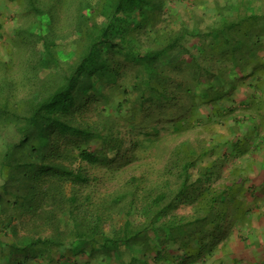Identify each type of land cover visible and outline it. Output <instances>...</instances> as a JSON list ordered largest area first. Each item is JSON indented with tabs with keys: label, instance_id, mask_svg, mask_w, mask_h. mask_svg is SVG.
<instances>
[{
	"label": "trees",
	"instance_id": "16d2710c",
	"mask_svg": "<svg viewBox=\"0 0 264 264\" xmlns=\"http://www.w3.org/2000/svg\"><path fill=\"white\" fill-rule=\"evenodd\" d=\"M92 2L81 1L80 37L63 51L75 52L73 61H60L56 37L33 33L40 46L33 77L41 87L20 95L10 82L0 84V127L14 125L19 135L6 142L0 161V264L40 255L56 264L61 249L94 258L114 248L130 250L131 264H148V252L166 251L154 245L161 238L212 252L208 230L222 227L236 201V182L213 184L220 163L200 139L179 142L163 165L146 166L112 192L95 197L81 185L91 180L85 165L111 167L125 157L124 133L157 134L163 120L198 115L208 103L211 117H230L247 77L255 94H264V75H255L264 70V0H227L226 12L218 0V19L206 29L160 28L163 0H99L96 9ZM193 120L200 122L185 124ZM173 125L175 133L184 128ZM195 169L199 177L191 181ZM181 203L193 205L194 216L178 214Z\"/></svg>",
	"mask_w": 264,
	"mask_h": 264
},
{
	"label": "rangeland",
	"instance_id": "374dc122",
	"mask_svg": "<svg viewBox=\"0 0 264 264\" xmlns=\"http://www.w3.org/2000/svg\"><path fill=\"white\" fill-rule=\"evenodd\" d=\"M81 1L0 0V84L10 82L14 89L21 93L20 95L41 87L33 77L37 73L33 69L34 52L40 50L37 35L33 33L56 37L61 43L58 50L60 61L62 63L73 61L75 52L63 51L66 48L69 51L74 50L80 37L76 28L81 25L79 20ZM92 1L96 9L99 0ZM163 2L165 10L161 13L162 21L158 24L160 28L164 25L186 24L192 29L196 27L206 29L218 19L216 18L218 0H163ZM226 2L227 0H219L222 11L226 9ZM85 23L91 27L93 25L92 22ZM140 36L144 38V32ZM197 41L198 38H194L187 45L193 46ZM261 53L264 55V51ZM255 75H264V70H258ZM252 80V77H247L245 79L247 84L241 82L239 89L234 92L236 112L230 114V117H211L214 113L211 109L212 104H203L199 107L198 115L183 113L181 119L163 120L155 126L158 127L157 134L151 130L124 133L123 151L127 154L124 158L112 162L111 167L84 166V171L89 174L91 180L88 184L81 185V191L85 194L94 193L95 197H98L100 194L121 188L133 175L140 174L146 166L154 162L163 165L170 150L179 142L200 139L207 140V145L214 147L211 159L219 161L217 171L220 174L213 179V184L225 186L237 183L234 191L236 201L230 204L226 221L220 229L210 226L208 230L209 234H213V242L210 243L215 250L211 252L209 245L201 244V249L197 252L193 249L186 251L181 241L176 244L172 239L161 238L158 242L155 240L154 245L158 247L157 250L163 248L166 251L162 255L157 251L148 252V264H264V94H255L249 86ZM262 87L264 89V82ZM88 115L92 117L94 113L90 112ZM234 116L240 121L239 125L235 123ZM194 118L200 122L196 123V120H193L192 124H185L187 119ZM174 122L184 124L180 133L174 132ZM159 137L162 139L156 140ZM17 139L19 135L14 125L0 127V161L6 142ZM153 142L154 153L152 157H148L149 154H145L144 150ZM222 143L226 145L222 146ZM134 156L137 158L134 159ZM208 162L209 159L204 165ZM120 165L123 167L118 168ZM237 171L244 180L236 177ZM198 177V171L193 170L191 181H196ZM44 183L47 184L46 181ZM67 188L69 192L72 191L73 184L69 182ZM0 212L2 213L1 210ZM176 212L191 217L195 211L193 205L181 203ZM151 235L154 236L153 233ZM130 253L128 249L114 248L110 254L101 251L92 258L88 254H75L68 249H61L55 256L59 261L56 264H131ZM22 263L46 264V256L40 255L32 261L24 260Z\"/></svg>",
	"mask_w": 264,
	"mask_h": 264
}]
</instances>
